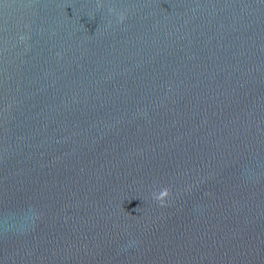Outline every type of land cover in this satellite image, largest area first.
<instances>
[{
	"label": "water",
	"instance_id": "obj_1",
	"mask_svg": "<svg viewBox=\"0 0 264 264\" xmlns=\"http://www.w3.org/2000/svg\"><path fill=\"white\" fill-rule=\"evenodd\" d=\"M0 264H264V0H0Z\"/></svg>",
	"mask_w": 264,
	"mask_h": 264
}]
</instances>
